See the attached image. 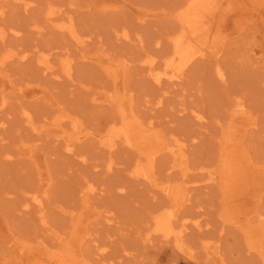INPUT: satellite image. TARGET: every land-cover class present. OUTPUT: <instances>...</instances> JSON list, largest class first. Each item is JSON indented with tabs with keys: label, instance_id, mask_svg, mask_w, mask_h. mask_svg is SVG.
Here are the masks:
<instances>
[{
	"label": "rangeland",
	"instance_id": "1",
	"mask_svg": "<svg viewBox=\"0 0 264 264\" xmlns=\"http://www.w3.org/2000/svg\"><path fill=\"white\" fill-rule=\"evenodd\" d=\"M0 264H264V0H0Z\"/></svg>",
	"mask_w": 264,
	"mask_h": 264
},
{
	"label": "bare ground",
	"instance_id": "2",
	"mask_svg": "<svg viewBox=\"0 0 264 264\" xmlns=\"http://www.w3.org/2000/svg\"><path fill=\"white\" fill-rule=\"evenodd\" d=\"M16 32H17V30H15ZM122 36H127V33H122ZM200 55H202L201 53H200ZM11 56V54H6V57H4V60H6L5 58H7V57H10ZM24 56V55H23ZM22 56V57H23ZM3 57H2V59H3ZM21 57V58H22ZM2 62V61H1ZM145 62H146V64L148 63V64H150L149 66H152L154 63V58L153 57H146V59H145ZM45 65V64H44ZM46 69H47V66L45 65L44 66ZM155 67V66H154ZM151 69V68H150ZM220 71V70H219ZM67 72V71H66ZM165 72H167V71H165ZM164 72V73H165ZM158 73V72H157ZM220 76H221V72H219L218 73ZM164 76H167L168 77V79L169 80H174L175 78H176V76L177 75H175V74H166V75H164ZM152 78H153V80L155 81V82H161L162 81V76H161V72H160V74H152ZM25 114H26V116H27V113L26 112H24ZM29 116V115H28ZM29 119H30V117H29ZM28 119V120H29ZM32 122V120L30 121V123ZM31 125H33L32 123H31ZM32 129H35L33 126H32ZM145 175V174H144ZM87 188H88V190L90 191V192H92L93 191V188H92V186H87ZM33 200L35 201V203L36 204H39L40 203V200L37 198V197H34L33 198ZM24 207H26V206H24ZM167 214H168V216L170 217L171 216V214L169 213V209L167 210ZM180 231V230H179Z\"/></svg>",
	"mask_w": 264,
	"mask_h": 264
}]
</instances>
